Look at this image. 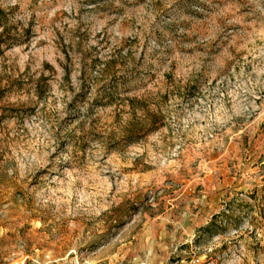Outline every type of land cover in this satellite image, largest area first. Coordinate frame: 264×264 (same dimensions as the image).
Returning <instances> with one entry per match:
<instances>
[{"label":"rangeland","instance_id":"374dc122","mask_svg":"<svg viewBox=\"0 0 264 264\" xmlns=\"http://www.w3.org/2000/svg\"><path fill=\"white\" fill-rule=\"evenodd\" d=\"M0 10V264H264V0Z\"/></svg>","mask_w":264,"mask_h":264},{"label":"trees","instance_id":"16d2710c","mask_svg":"<svg viewBox=\"0 0 264 264\" xmlns=\"http://www.w3.org/2000/svg\"><path fill=\"white\" fill-rule=\"evenodd\" d=\"M4 19V13L0 10V24H1V20Z\"/></svg>","mask_w":264,"mask_h":264}]
</instances>
